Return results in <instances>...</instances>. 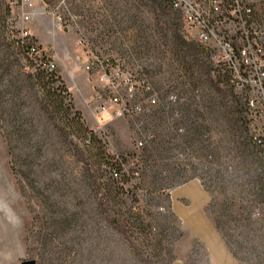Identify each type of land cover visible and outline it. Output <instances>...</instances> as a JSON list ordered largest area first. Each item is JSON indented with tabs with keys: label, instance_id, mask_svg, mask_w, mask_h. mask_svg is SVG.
I'll use <instances>...</instances> for the list:
<instances>
[{
	"label": "rangeland",
	"instance_id": "374dc122",
	"mask_svg": "<svg viewBox=\"0 0 264 264\" xmlns=\"http://www.w3.org/2000/svg\"><path fill=\"white\" fill-rule=\"evenodd\" d=\"M11 1L0 0V264H170L183 242L191 264H205L169 207V191L192 177L209 190V214L235 257L264 264V150L179 13L162 0ZM21 13L47 37L43 46L32 34L54 60L51 74L17 43ZM80 33L89 45L75 42ZM125 71L143 76L157 102L133 117L99 112L95 93L126 96ZM61 85L67 132L39 98ZM195 183L172 200L186 191L193 203ZM99 184L113 189L108 199ZM111 215L129 217L128 232Z\"/></svg>",
	"mask_w": 264,
	"mask_h": 264
},
{
	"label": "built area",
	"instance_id": "2783aa9c",
	"mask_svg": "<svg viewBox=\"0 0 264 264\" xmlns=\"http://www.w3.org/2000/svg\"><path fill=\"white\" fill-rule=\"evenodd\" d=\"M23 1L31 4L30 0ZM162 1L179 13L184 29L207 49L214 79L225 83L241 100L250 137L264 150V25H261L264 22V0ZM11 2L16 4L18 1ZM52 15L62 18L57 9L52 10ZM20 19L23 23L21 36H27L31 33L25 24L29 15L21 13ZM75 42L89 45L81 33ZM42 50L34 42L28 53L41 54ZM89 62L87 59L85 68H89ZM47 65L49 68L55 66L54 60L51 58ZM104 76L101 74L100 78L105 79ZM135 76L126 71L117 73L119 80L128 81L125 97L119 90L107 97L95 93L92 99L98 101V111L133 117L142 113L146 106L154 105L157 94L148 90L151 88L143 76ZM109 173L113 177L119 176L114 167Z\"/></svg>",
	"mask_w": 264,
	"mask_h": 264
},
{
	"label": "crops",
	"instance_id": "0c3cea01",
	"mask_svg": "<svg viewBox=\"0 0 264 264\" xmlns=\"http://www.w3.org/2000/svg\"><path fill=\"white\" fill-rule=\"evenodd\" d=\"M28 28L32 34L39 38L43 46H45L47 37L34 27L28 26ZM50 47H54V41L51 42ZM69 58H72L71 55H69ZM192 182H196L194 186L195 194L193 197L195 201L193 203H191V196H189L186 191H179L176 193L175 201L174 199L172 200V198H174L172 194L175 189L181 188L183 185ZM210 198L211 195L209 190L203 185L201 180L194 177L189 178L169 191V207L183 224L189 238L194 242L196 241V243H199L204 248L207 259L205 264H258L240 261L229 249L209 214L208 205ZM174 203H178L182 210L177 209V212ZM185 219L189 221V225L184 222ZM190 251L191 246L183 242L178 247V255L173 258L170 264H191L189 260Z\"/></svg>",
	"mask_w": 264,
	"mask_h": 264
},
{
	"label": "trees",
	"instance_id": "16d2710c",
	"mask_svg": "<svg viewBox=\"0 0 264 264\" xmlns=\"http://www.w3.org/2000/svg\"><path fill=\"white\" fill-rule=\"evenodd\" d=\"M34 42L37 43L38 47L42 48L39 45V43L35 40V37H33L32 33H30L27 36H21L20 35V38L17 39L18 45L21 47L22 51L28 56L36 55V54L30 55L28 53L30 46ZM194 49L196 51L195 54H197V55L205 54L208 57L207 49L203 45H201L198 41H197V44L194 45ZM38 55L41 57L36 64L39 66H42L43 68H46L47 70H49L48 72L51 74L50 70H54V68H55V66L49 68L47 65L48 61L51 59V55L44 53L43 51H41V54H38ZM30 75H34L35 77H37L36 78L37 80L44 77L41 70H38L36 72H30ZM57 77H58V75H57ZM38 83H40V82H38ZM229 90H230V88H229ZM39 92H40L39 98H40V103H41L42 108H44V110H46L54 119H57L58 122H62L59 125V127L62 130L67 132V128L70 126V123H71V122H69L70 119L68 116V114H70L69 111H70L71 105L65 104L63 100L65 99V97L67 95H69L68 88L65 85H61L59 87L58 91L56 92L55 90L50 91L49 89H45L44 87H41ZM230 92L232 93L231 90H230ZM233 96H235V95L233 94ZM73 113L76 114V111H73ZM76 122H79V121H76ZM88 133H91V129H88ZM84 141L87 144L92 141L90 134H88L84 137ZM108 158L109 157H106L107 161H110V159H108ZM102 163H104V165L107 164L106 161H104ZM113 167L116 168L118 171L120 170L119 167H115V166H112L110 168H113ZM119 176H120V171H119ZM118 177H113V178H118ZM112 182H114V181H112ZM105 188H107V190H106V192L101 193L102 198L108 199L109 194H107V193H111L113 191V189L111 187H106V186H102L101 184H99V189L102 190ZM100 203H104V201L100 200ZM126 218L120 219V218L115 217L114 215H111V218L109 220L115 227L119 228L120 230H124L125 232H128V229L130 228V227H128L129 217H126Z\"/></svg>",
	"mask_w": 264,
	"mask_h": 264
},
{
	"label": "water",
	"instance_id": "95a60500",
	"mask_svg": "<svg viewBox=\"0 0 264 264\" xmlns=\"http://www.w3.org/2000/svg\"><path fill=\"white\" fill-rule=\"evenodd\" d=\"M21 264H35V260L32 258L24 259Z\"/></svg>",
	"mask_w": 264,
	"mask_h": 264
}]
</instances>
